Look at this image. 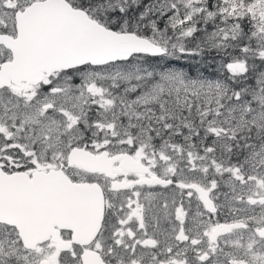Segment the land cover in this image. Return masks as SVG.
<instances>
[{
    "label": "snow or ice",
    "instance_id": "6c2138e0",
    "mask_svg": "<svg viewBox=\"0 0 264 264\" xmlns=\"http://www.w3.org/2000/svg\"><path fill=\"white\" fill-rule=\"evenodd\" d=\"M0 264H264V0H0Z\"/></svg>",
    "mask_w": 264,
    "mask_h": 264
},
{
    "label": "rangeland",
    "instance_id": "374dc122",
    "mask_svg": "<svg viewBox=\"0 0 264 264\" xmlns=\"http://www.w3.org/2000/svg\"><path fill=\"white\" fill-rule=\"evenodd\" d=\"M201 71H203L204 74H205L206 76H209V77H211V76L214 75V73L212 72L211 69H204V68H202Z\"/></svg>",
    "mask_w": 264,
    "mask_h": 264
}]
</instances>
